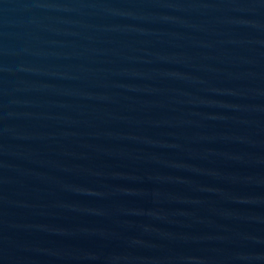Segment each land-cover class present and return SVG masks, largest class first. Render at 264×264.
Segmentation results:
<instances>
[{
    "label": "water",
    "instance_id": "obj_1",
    "mask_svg": "<svg viewBox=\"0 0 264 264\" xmlns=\"http://www.w3.org/2000/svg\"><path fill=\"white\" fill-rule=\"evenodd\" d=\"M0 264H264V0H0Z\"/></svg>",
    "mask_w": 264,
    "mask_h": 264
}]
</instances>
